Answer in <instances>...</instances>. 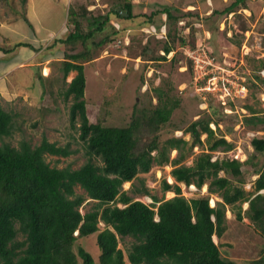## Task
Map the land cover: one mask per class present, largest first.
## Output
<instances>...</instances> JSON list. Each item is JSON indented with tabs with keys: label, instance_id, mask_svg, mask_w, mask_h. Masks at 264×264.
Instances as JSON below:
<instances>
[{
	"label": "trees",
	"instance_id": "1",
	"mask_svg": "<svg viewBox=\"0 0 264 264\" xmlns=\"http://www.w3.org/2000/svg\"><path fill=\"white\" fill-rule=\"evenodd\" d=\"M21 1L25 3L26 0ZM246 7L245 0H231L224 9L214 8L210 14L202 16L197 10L181 12L167 6L155 7L149 14L137 17L142 18L138 25L159 28L160 16L164 13L166 30L169 27L167 39L149 37L141 55L159 63L167 60L159 54L160 50L166 55L177 47L195 49L193 32L187 34L191 38L186 40L179 34L183 29L175 27L183 16H194L195 21L204 22L206 30L211 31L210 23L213 24L216 17L231 12L237 14L239 9ZM118 8L94 16L87 32H82L77 13L69 8L73 31L60 40L66 45L80 43L84 48V52L69 55L61 62L63 89L59 91L63 100L71 103L69 123L77 133L76 143L80 144L85 157L81 166L58 168L46 161L47 155L67 158L78 153L80 150L71 149L70 142L59 145L46 137L34 146L26 140H21L17 147L5 142L19 126L17 114L0 107V264H95L93 254L82 248V244H89L88 239L94 235L98 264H125V259L129 264H236L223 259L214 242V237L220 238L225 232L227 206L238 221L248 217L264 238V167L254 165L257 178L251 194L242 188L241 170L243 164H252L253 158L264 156V136L250 140L253 154L245 162L229 156L213 159L214 153H228L234 146L223 135L215 134L209 116L199 117L183 129L189 140L171 137L161 143L158 133L169 122L179 102L167 99L160 88L155 90L158 104L150 113L134 111L125 127L90 121L84 99L86 78L82 63L92 60L93 49L101 50L124 39L125 30L120 23L135 19L133 4L126 0ZM120 11L127 13V17ZM113 15L117 18L115 21L110 18ZM112 22L120 29L117 30ZM97 36L100 37L98 42L95 41ZM230 39L227 37V41L231 42ZM17 46L29 47L24 43ZM0 51L8 53L7 49L0 48ZM209 54L217 61L213 51ZM176 58L170 61L175 62ZM188 66L193 79L189 60ZM261 67H264V60ZM71 72L76 74L66 83ZM245 107L250 113V118L245 120L248 127L258 130L262 126L264 129L263 111ZM195 148H202L201 153L195 155L191 166L184 164ZM172 151H176L177 156L170 159ZM164 165L172 167L170 177L175 184L163 181L162 190L164 193L171 191L174 196L159 200L150 194L139 174L148 173L153 166ZM126 183L131 184L133 196H148L152 203L145 204L123 191ZM179 184L193 185L197 190L206 185L209 195H217L221 201L211 206L208 195L187 199L181 195ZM76 188L84 194L76 193ZM87 200L93 202L92 207L81 213ZM244 203L248 205L242 212ZM125 238L132 239L126 256L118 248V243ZM79 244L75 253L74 248ZM249 264H264V246L259 257Z\"/></svg>",
	"mask_w": 264,
	"mask_h": 264
},
{
	"label": "rangeland",
	"instance_id": "2",
	"mask_svg": "<svg viewBox=\"0 0 264 264\" xmlns=\"http://www.w3.org/2000/svg\"><path fill=\"white\" fill-rule=\"evenodd\" d=\"M60 1L62 2V0H56L51 6L48 4L49 6L42 10L41 14H38L39 16H36L37 20L31 18L37 27L39 26L41 29L49 27V29H55L54 31L57 33L59 24H65L63 32L57 37L44 40L40 35H37L40 30L37 28L38 31L34 32V26L29 25L27 21V19L29 20L25 15L27 0L25 3L21 0H0V48L7 49L8 53L12 52L10 55L3 51V53L0 52V59L9 61V58L12 57L10 61L13 62L11 64L14 67L11 69L12 71L4 72L9 97L2 98L0 95V107L17 114L16 123L19 126V130L15 131L11 138L5 139V142L11 143L14 147H17L21 140L30 142L32 146L38 145L42 137L59 145L70 142L71 149L80 150L78 153L67 158L47 155L46 161L51 166L58 168L71 165L73 169H77L85 162V157L80 144L76 143L77 133L69 123L71 103L65 102L59 95V91L63 89L60 82V68L61 62L66 60L69 55L82 53L84 48L80 43L66 45L60 42L73 31L68 10L72 8L77 13L76 19L81 24L82 32H87L89 31V22L94 16L104 15L111 10L116 11L126 0H68L67 4H64L66 6L64 8L59 4ZM145 1L147 3H144ZM173 1L176 2V0ZM214 1L220 4L219 0ZM230 1L219 5L218 9H222L224 4H229ZM162 2H165V6H169L167 0H133L135 7L133 14L136 21L134 19L127 23V20H124L123 24L120 23L125 30V34L122 33V35L129 37L130 45L127 47L121 45L117 48L113 44L101 50L95 48L92 50V60L82 63L86 78L84 99L90 121L104 126L125 127L132 120L134 111H137V114H142L143 111L150 113L152 108L158 104L155 90L160 88L167 99L177 100L179 105L172 112L169 122L158 133L159 142L162 143L171 137L189 140V135L185 134L183 129L199 117L209 116L213 121L210 127L215 131V134L223 135L234 146L233 150L228 153H214L213 159L229 156L245 162L253 154L250 140L255 136H264L262 126L258 127V130H253L245 122L247 117L250 118V113L245 106H252L264 113V75L261 74L262 72L264 74V67H261V61L264 60V6L261 0H245L247 4L245 9L250 12L249 14L238 10L237 14L231 12L225 16L216 17L213 20L216 24L210 23L212 29L209 30V37L204 32L206 29L204 22L200 29L196 30L193 27L192 24L196 19L194 16H183L175 26L178 30L179 27L183 29L179 34L186 40L191 38L189 33L193 32L195 44H204L207 49L216 54L217 62L225 69L220 74L221 77H224L223 79L228 80L235 88L238 85L246 88V91L245 89L242 91L243 93H241V88L239 89L238 99L232 98V105L227 103V99L221 100L225 96L218 95V91H220L219 84L218 86L216 84L218 79L211 80L208 88L207 83L198 84L194 77L192 79L188 58L184 53L187 46L175 48L172 55H169V59L159 63L152 61L153 58L141 55L143 44L149 37L139 31L144 26L138 25L142 18L138 19L137 17L145 12L143 7H148L146 14H149L155 7L162 6L164 4ZM199 3L205 5L204 0H177L179 9L185 8L187 6L185 4ZM192 8L191 11L195 9ZM199 11L201 16L206 13L202 8ZM110 18L112 21L117 19L114 15ZM216 19L218 20L215 21ZM16 21L17 24L24 23V27L28 26L29 33L24 35L17 27L15 31L18 36L10 42H5L4 28H9L7 25ZM222 23L224 24L222 25ZM186 28L188 31L185 32ZM227 37H231L232 43L227 41ZM99 40L100 37L97 36L95 41ZM19 43L27 44L29 47L17 46ZM88 43L90 44V42ZM155 56L157 55L155 54ZM174 56L177 57L176 61H170ZM48 60L50 61L47 63ZM45 75L46 77H44ZM74 76V72L70 73L65 82L69 83ZM204 138L203 136L202 140ZM201 149L195 148L193 155L187 158L184 164L191 166L195 155L200 154ZM176 156V151L170 152V159ZM254 165H257V168H263L264 156L253 158L252 164L242 165V188L248 194L253 192V182L257 178ZM171 169L172 167L169 165L153 166L148 173L139 174V178L145 180V185L151 195L156 196L159 200H168L174 196V193L171 191L164 193L162 183L166 181L168 184H175L170 177ZM169 179H172V182H169ZM234 184L239 185L237 182ZM130 186V183H126L122 190L133 196L130 193ZM179 186L181 195L187 199L208 195L211 206H214L216 201H221L217 195H209L206 185L200 190H197L195 186H185L184 184H179ZM194 188L195 190H193ZM75 190L78 194H84L80 188ZM169 193H172V196H169ZM133 197L149 204V201L143 198L146 196ZM92 204L91 200H87L80 209L81 213L89 211ZM228 208L229 206L226 207L225 212V232L220 238L214 237V242L219 246L223 259L236 264H249L251 260L259 257L264 246V238L248 217L238 221ZM246 208L247 205L244 203L242 212ZM99 227L103 229L102 224H99ZM94 237L95 235L88 239L90 240L89 244H81L84 250L93 254L95 264H98L96 260L98 248L94 245ZM131 242L132 239L125 238L118 243V248L122 249L125 256L126 249ZM77 247H80V244L75 246V253ZM78 261L80 262V260ZM125 264H129L126 259Z\"/></svg>",
	"mask_w": 264,
	"mask_h": 264
},
{
	"label": "built area",
	"instance_id": "3",
	"mask_svg": "<svg viewBox=\"0 0 264 264\" xmlns=\"http://www.w3.org/2000/svg\"><path fill=\"white\" fill-rule=\"evenodd\" d=\"M262 1L264 3V0H262ZM164 20H165V18H164ZM112 24L117 30L120 29V27L117 23L112 22ZM192 25L196 29L202 28V24L200 22L193 23ZM139 31L147 37L154 36L156 39H162V40L167 39V30H166L165 24H163L159 28H157L155 25L142 27ZM185 31H188V29L186 28ZM205 33H207V35H206L207 37L210 36L208 31H206ZM122 44L127 45V46L129 45V37L128 36L124 37V39L122 41L118 40L115 43L117 48H119ZM197 45H198V47H197ZM172 52L173 51H171L165 55V53L161 50V51H159V54L162 56H166V58L169 59L168 57H169V55H172ZM184 53H185L186 57L188 58L187 60L191 61V63H192V67H193V71H194V80L196 82H198V84H203V83L206 84L207 83L206 86L208 88L210 86L211 80L213 81L215 79H218V82H216L217 86L219 84V88H220V91H218V95L219 96L220 95L225 96V98H222L221 100L227 99L226 100L227 103L232 102L233 101L232 98L235 100L238 99L237 92H239L240 88H241V93H243L242 91H244V89L246 91V88L244 86L238 85L235 88L231 85V83L228 80L223 79L224 77L220 76V74L222 72H224L225 69H223L217 61L213 60L210 57L209 53H211V51L209 49H207V47L204 44H201V43L195 44V49H193V50L186 48L184 50ZM261 74L264 75L263 72ZM195 85H196V83H195ZM191 187H193V186H191ZM193 190H195V188ZM143 198L144 199L146 198L147 201H149V204L152 203V201L150 200L149 197H143ZM139 201H141V200H139ZM145 204H147V203H145ZM155 220L156 221L158 220L157 216H155Z\"/></svg>",
	"mask_w": 264,
	"mask_h": 264
},
{
	"label": "crops",
	"instance_id": "4",
	"mask_svg": "<svg viewBox=\"0 0 264 264\" xmlns=\"http://www.w3.org/2000/svg\"><path fill=\"white\" fill-rule=\"evenodd\" d=\"M53 1V2H52ZM56 0H27V3H26V7H25V15H26V17H28L29 18V20L27 19V21H28V23H29V25H31L32 27L34 26V32H36V31H38V30H40L39 31V33L37 34V35H40V37H41V39H43L44 38V40L46 39V40H49V39H54L55 37H57L58 36V34H60V33H62L63 32V29H64V27H65V24L63 25V24H59V32L57 33L56 31H54L55 29H49V27H47V28H43V29H41L39 26L37 27V25H34L33 24V22L31 21V18H33L34 20L37 18L36 16H39L38 14H41V11L42 10H44V9H46V7L47 6H49L48 4H50V6H51V4L53 3L54 4V2H55ZM67 1L68 0H66L65 2H64V0H62V2L60 1L59 2V4H61L62 6L61 7H63L64 8V4H67ZM132 1V4H133V0H131ZM168 1V4H167V2H166V4L167 5H169L168 7L170 8V7H175V8H177V9H179V7L177 6V0H176V2H174L173 0H167ZM228 0H219V2H220V4H217L214 0H204V2H205V5H203V4H185V5H187L185 8H183L182 7V9H179V10H182V11H184V12H187V11H191V9H193L192 7H194L195 9L194 10H199L200 8H202L203 9V12H206L205 14L206 15H208V14H210L209 12H212V10L214 9V8H219V5H222L223 3H226ZM56 3H58V2H56ZM144 3H147L146 1L144 2ZM162 3H164V4H162V6H165V2H162ZM261 3H262V5L264 6V3H263V1L261 0ZM225 6H227L228 4H224ZM157 6V5H156ZM66 7V6H65ZM158 7H161V6H158ZM158 7H156V8H158ZM212 9H211V8ZM134 6H133V10H134ZM148 7H143V10L145 11V12H143V13H147L146 11H148V9H147ZM222 9H224V7L222 8ZM239 10H243V11H245V12H248V14L250 13L247 9H245V8H242V9H239ZM123 14V13H125V12H122V11H120V14ZM199 13H201L200 11H199ZM232 15V14H231ZM230 15V16H231ZM161 21H160V23H159V27L160 26H162L163 24H165L166 25V15L163 13L161 16ZM126 18V17H125ZM164 18H165V20H164ZM37 20V19H36ZM134 20V19H133ZM131 20H128L127 21V23H129ZM135 21H136V19H135ZM24 23H21V24H17V21L14 23H9V25H7V26H9V28H4L5 30H3V34H4V41L5 42H10L13 38H15V37H17L18 36V33L15 31L16 30V28L18 27V30L20 31V32H22L24 35L25 34H28L29 33V28H28V26H26L25 25V27H24V25H23ZM56 24H57V21H56ZM37 28H38V30H37ZM57 28V27H56ZM206 31H208L209 32V34H210V31L209 30H206L205 29V31L204 32H206ZM186 32V31H185ZM227 35L228 36H230V34L229 33H227ZM1 41V40H0ZM43 41V40H42ZM1 53H3L2 51H0ZM10 54H12V52H9L8 53V55H10ZM12 58V57H11ZM11 58H9L10 60H11ZM8 61V60H1L0 59V95L2 96V98H7V97H9V92L7 91V87H6V81H7V79H6V74L4 73L6 70H11L12 68H14L13 66H12V64L11 63H13L12 61ZM50 60H48L47 61V63L49 62ZM12 71V70H11ZM13 71H14V69H13ZM71 73H73V72H71ZM75 73V72H74ZM15 74V73H14ZM13 74V75H14ZM76 74V73H75ZM44 77H46V76H44Z\"/></svg>",
	"mask_w": 264,
	"mask_h": 264
},
{
	"label": "bare ground",
	"instance_id": "5",
	"mask_svg": "<svg viewBox=\"0 0 264 264\" xmlns=\"http://www.w3.org/2000/svg\"><path fill=\"white\" fill-rule=\"evenodd\" d=\"M46 70V69H45ZM46 76V75H45ZM169 182H172V179H169ZM169 196H172V193H169Z\"/></svg>",
	"mask_w": 264,
	"mask_h": 264
},
{
	"label": "water",
	"instance_id": "6",
	"mask_svg": "<svg viewBox=\"0 0 264 264\" xmlns=\"http://www.w3.org/2000/svg\"><path fill=\"white\" fill-rule=\"evenodd\" d=\"M122 16L127 17V13H121Z\"/></svg>",
	"mask_w": 264,
	"mask_h": 264
},
{
	"label": "clouds",
	"instance_id": "7",
	"mask_svg": "<svg viewBox=\"0 0 264 264\" xmlns=\"http://www.w3.org/2000/svg\"><path fill=\"white\" fill-rule=\"evenodd\" d=\"M205 15H206V14H205ZM223 24H224V23H222V25H223ZM222 25H221V26H222ZM191 186H193V185H191ZM262 193H263V192H262ZM146 197H148V196H146ZM151 201H152V200H151ZM246 205H248V204L246 203Z\"/></svg>",
	"mask_w": 264,
	"mask_h": 264
}]
</instances>
